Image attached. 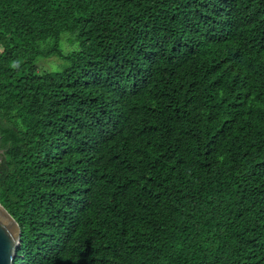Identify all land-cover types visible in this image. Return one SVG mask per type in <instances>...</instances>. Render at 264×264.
Returning a JSON list of instances; mask_svg holds the SVG:
<instances>
[{
	"label": "trees",
	"instance_id": "16d2710c",
	"mask_svg": "<svg viewBox=\"0 0 264 264\" xmlns=\"http://www.w3.org/2000/svg\"><path fill=\"white\" fill-rule=\"evenodd\" d=\"M0 150L13 264H264V0H0Z\"/></svg>",
	"mask_w": 264,
	"mask_h": 264
},
{
	"label": "water",
	"instance_id": "95a60500",
	"mask_svg": "<svg viewBox=\"0 0 264 264\" xmlns=\"http://www.w3.org/2000/svg\"><path fill=\"white\" fill-rule=\"evenodd\" d=\"M20 236L18 223L0 204V264H13Z\"/></svg>",
	"mask_w": 264,
	"mask_h": 264
},
{
	"label": "rangeland",
	"instance_id": "374dc122",
	"mask_svg": "<svg viewBox=\"0 0 264 264\" xmlns=\"http://www.w3.org/2000/svg\"><path fill=\"white\" fill-rule=\"evenodd\" d=\"M67 38H68V35L63 34L59 40V47L63 52H64L65 44H68ZM43 60H45V59H43V58L38 59L36 61V65L37 66L41 65V67L44 68V71H47V72L61 71L64 67H66L68 65V62H66L65 60L59 59L57 57L48 58L45 63H42Z\"/></svg>",
	"mask_w": 264,
	"mask_h": 264
}]
</instances>
